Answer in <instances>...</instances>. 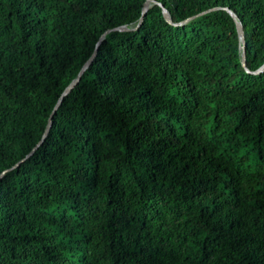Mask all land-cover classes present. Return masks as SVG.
Listing matches in <instances>:
<instances>
[{
    "label": "trees",
    "instance_id": "obj_1",
    "mask_svg": "<svg viewBox=\"0 0 264 264\" xmlns=\"http://www.w3.org/2000/svg\"><path fill=\"white\" fill-rule=\"evenodd\" d=\"M145 1L0 0V264H264V0Z\"/></svg>",
    "mask_w": 264,
    "mask_h": 264
},
{
    "label": "water",
    "instance_id": "obj_2",
    "mask_svg": "<svg viewBox=\"0 0 264 264\" xmlns=\"http://www.w3.org/2000/svg\"><path fill=\"white\" fill-rule=\"evenodd\" d=\"M156 1L154 0H146L144 3H143V7H142V14L139 18V22L136 26H119V27H115L114 29L115 30H121V31H125V30H133L135 28H137L138 25H140L141 21L143 20V17H144V14L146 12V10L152 5V4H155ZM160 6L162 7V13H163V16L165 18V20L169 23H172V20H171V16L169 14V12L160 4ZM212 9H217V7H214ZM228 13H230V15L233 16V18L235 19V23H236V29H237V32H238V35H239V40H240V48H241V64L244 68H246V60H245V50H244V31H243V27H242V24L241 22L236 18L234 12L232 10H230L229 8H224ZM211 10V9H210ZM203 12L199 13V14H202ZM198 14V15H199ZM194 17V16H193ZM192 17V18H193ZM191 18H187L185 19L182 23L184 22H187L188 20H190ZM108 31L110 30H107L105 33H103L99 40L97 41L96 45H95V49L93 51V53L91 54V56L86 60V62L82 65V67L80 68V70L78 71L76 77L66 86V88L63 90V92L61 93L60 97L58 98L53 110L51 111L50 113V116H49V119H48V122H47V125L45 127V130L43 132V135L41 137V139L39 140V142L32 148V150L30 151V153L27 155L29 156L38 146L39 144L44 140V138L46 137L48 131H49V128H50V125H51V120H52V117L54 115V113L56 112L57 108L59 107L61 101L63 100L64 96H66L70 90L78 83V81L80 80L83 72L85 71V69L87 68V66L90 64V62L92 61V59L94 58L95 54H96V50H97V47L100 43V41L104 38L105 34L108 33ZM264 70V64L262 66H260L258 69L254 70V71H249L247 68H246V71L247 72H252V73H258L260 71ZM26 156V157H27ZM18 164V163H17ZM16 164V165H17ZM6 170H4L2 174H4Z\"/></svg>",
    "mask_w": 264,
    "mask_h": 264
}]
</instances>
